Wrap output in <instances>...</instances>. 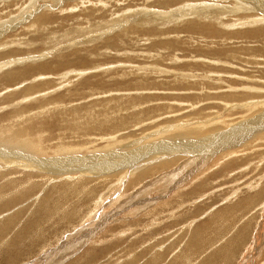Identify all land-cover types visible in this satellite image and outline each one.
Instances as JSON below:
<instances>
[{
    "label": "rangeland",
    "instance_id": "374dc122",
    "mask_svg": "<svg viewBox=\"0 0 264 264\" xmlns=\"http://www.w3.org/2000/svg\"><path fill=\"white\" fill-rule=\"evenodd\" d=\"M249 1L248 12L229 9L240 0H0V229L11 227L9 239L24 227L14 244L0 238V264H43L58 248L53 236L106 218L91 238L108 249L77 242L45 264H69L73 255L60 262L55 252L73 249L92 253L79 264H159V255L165 264H264V237H254L264 230V34L244 43L201 32L211 26L185 29L264 27V0ZM110 149L113 171L85 178ZM167 160L175 165L165 169ZM59 209L76 215L67 221Z\"/></svg>",
    "mask_w": 264,
    "mask_h": 264
},
{
    "label": "bare ground",
    "instance_id": "6f19581e",
    "mask_svg": "<svg viewBox=\"0 0 264 264\" xmlns=\"http://www.w3.org/2000/svg\"><path fill=\"white\" fill-rule=\"evenodd\" d=\"M31 1V0H30ZM52 1H56V0H52ZM58 1V0H57ZM64 1V0H63ZM240 2H241V4L238 6H232V7H227V8H229L230 10H243V9H245V10H247L248 12L249 11H251V10H254V8L253 9H251L250 7H247L246 8V6H247V4H250L252 1H249V0H240ZM55 3V2H54ZM160 4H164V3H162V2H159ZM234 4V3H233ZM201 6H202V4H200ZM200 5H198V6H200ZM14 6V5H13ZM5 7V6H4ZM194 7H196V6H194ZM193 7V8H194ZM202 7H204V6H202ZM218 7H220V6H218ZM221 7H223V6H221ZM74 8V7H73ZM192 7H191V5H190V7H189V9H191ZM196 8H198V7H196ZM195 8V9H196ZM223 8H225V6L223 7ZM8 9H10V8H8ZM201 8H199V10H200ZM204 9V8H203ZM209 9V8H208ZM197 10V9H196ZM202 10V9H201ZM212 10V9H211ZM32 11H34V9H32ZM71 11V10H70ZM180 12H177L176 14H170V16H173V17H175V18H177L176 16H178V18H179V16H181L182 14H183V9L182 10H179ZM182 11V12H181ZM188 11H191V10H188ZM209 11V10H208ZM207 11V12H208ZM214 11H216V12H218L217 10H214ZM29 12V10L27 11V12H25V13H23V11H22V13H19V16L18 17H24L25 19L27 18V17H29V15H30V12ZM199 12V11H198ZM226 12H228V9H227V11ZM32 13V12H31ZM194 13V12H193ZM192 13V14H193ZM215 13V12H214ZM218 13H220V12H218ZM225 13V12H224ZM161 15V14H160ZM187 15V14H186ZM211 15V14H210ZM40 16H42V15H40L39 13H38V15L36 16V17H34V19H38ZM231 16H232V14H231ZM48 17V16H47ZM195 17H197V16H195ZM217 17V16H216ZM240 17V16H239ZM243 17L244 16H242L240 19H237V20H239V21H241L240 23H241V26H243V25H252V23H249V22H251L250 20L248 21V19H247V17H245L244 18V20H243ZM20 18V19H21ZM45 18V17H44ZM203 18V17H202ZM17 19H19V18H17ZM41 19V18H40ZM48 19V18H47ZM46 19V20H47ZM258 20H259V22H261L262 20H264V18H257ZM42 20V19H41ZM45 20V21H46ZM40 21V20H39ZM44 21V20H43ZM213 21H215V20H213ZM221 21V20H220ZM255 21V20H254ZM256 22V21H255ZM254 23V22H253ZM262 23V22H261ZM219 25H220V23H219ZM235 25V24H234ZM198 26H203V27H206V26H211V29H206V28H201V32L202 33H204V31L205 30H207L206 31V33L205 34H209V35H216V34H219V36L220 37H225L226 39H232V38H237V37H240V40L243 42V39H246L245 41H244V43L245 42H248V40H251V39H254V38H257L258 36H260V35H262V34H264V27H260V28H254L253 29V27L252 28H248V30H241V31H236V32H231V33H226L225 31H224V33H223V35L224 36H221V32L219 31V32H215V31H218V30H215V27H212V25H209V24H205V25H199V24H196V23H194V22H192V23H188L186 26H185V29L186 30H191V29H193V27H198ZM33 27V26H32ZM4 30V29H3ZM193 31V30H192ZM199 35V34H198ZM227 35V36H226ZM38 37V36H37ZM37 37H35L36 39H37ZM39 37H40V35H39ZM34 39V38H33ZM238 39V38H237ZM35 41V40H34ZM232 41H233V39H232ZM235 42V41H234ZM43 43V42H42ZM243 44V43H242ZM235 54V53H234ZM239 58V57H238ZM22 59V58H21ZM230 59H232V58H230ZM230 59H228V62L225 60V62L226 63H230L229 62V60ZM14 60V59H13ZM13 60L11 61L12 63H13ZM16 61H19L20 60V58H19V60H17V59H15ZM23 60V59H22ZM238 60V59H237ZM15 63V62H14ZM28 63V62H27ZM222 63V62H221ZM209 66V65H208ZM212 67V66H211ZM26 68V67H25ZM27 68H28V66H27ZM44 70V69H43ZM30 73V72H29ZM44 73V72H43ZM13 75V74H12ZM27 76V75H26ZM43 76V75H42ZM26 78V77H25ZM28 78H29V76H28ZM186 78H187V76H186ZM11 80V79H10ZM226 80V79H225ZM179 81V80H178ZM227 81V80H226ZM196 82V81H195ZM198 83V82H197ZM9 84V83H8ZM182 85H183V88H186V87H188V85L187 84H185V83H182ZM178 88H180V87H178ZM45 89V88H44ZM25 92V91H24ZM41 92V91H40ZM30 93H31V91H30ZM33 94V93H32ZM230 96H232L231 94H229ZM225 96H228V95H225ZM32 97V96H31ZM227 99V98H226ZM15 105V104H14ZM248 107V106H247ZM12 114V113H11ZM16 115V114H15ZM17 117V116H16ZM183 126V125H182ZM180 128V127H179ZM46 129V128H45ZM236 129V128H235ZM175 130V129H174ZM234 130V129H233ZM232 130V131H233ZM162 131V130H161ZM166 131V130H165ZM170 131V130H169ZM232 131L231 130H229V134H232ZM235 131V130H234ZM165 134V133H164ZM221 135V136H220ZM220 135H218L215 139L213 138V140H209V139H206V140H204V141H210V142H208V143H213V147H211V149L212 150H210L209 151V153L210 152H214V150H213V148L214 147H216L217 148V146L218 147H220V145H222V144H224V142H222V141H219V137L220 138H228L227 137V132L226 133H224V134H220ZM179 141H182V140H179ZM178 141V142H179ZM187 142V141H186ZM202 143V142H201ZM201 143H198V142H196V143H188V144H180L183 148H186V149H188L187 147H184V146H188V145H190L191 147H193V144H195L196 146L198 145V144H201ZM203 144V143H202ZM201 144V145H202ZM167 145H169V144H165L163 147L164 148H162V149H165V150H170V146H171V143H170V145L169 146H167ZM173 146V145H172ZM171 146V147H172ZM207 148H208V146H207ZM210 148V147H209ZM221 148V147H220ZM172 149H175V146H173L172 148H171V151H173ZM206 149V148H205ZM215 149V148H214ZM29 150V149H28ZM111 150V152H105V154H103L102 156H100V157H98L97 159H96V161L98 162V163H100V164H102V165H99L98 167H93L92 169H90L91 171L89 172V174H86V177L85 178H87V175H94V176H96V175H98V174H100V173H102V172H105V173H108L107 171H105V170H112L113 169V167H115L116 166V164L118 163V159H117V157H118V154L116 153V152H113V150L112 149H110ZM189 150H191V149H189ZM194 150H196V148L194 149ZM204 150V149H203ZM133 151V150H132ZM207 151V150H206ZM3 152V154L2 153H0V156H2V155H5L4 157H6V154L7 153H5L4 151H2ZM208 153V152H207ZM163 156V155H162ZM167 156V155H166ZM210 156H211V154H210ZM127 158H128V156H127ZM154 158V157H153ZM161 158V157H160ZM163 158V157H162ZM165 158V157H164ZM69 160H70V158H68ZM129 159V158H128ZM159 159V158H158ZM157 159V160H158ZM154 160V159H153ZM160 160V159H159ZM158 160V161H159ZM163 160V159H162ZM177 160H179V159H177ZM182 160V159H181ZM44 161V163L45 164H47L48 165V162H49V160H43ZM56 160H52V162L51 163H49V165H51L52 167H56L57 166V163H54ZM168 162L166 163V162H162L164 165H161L162 167H171V166H174L175 164H172V162L170 161V160H167ZM173 161V160H172ZM9 162V161H8ZM156 162V161H155ZM107 163H110V164H113V165H109V164H107ZM130 163V162H129ZM161 163V164H162ZM170 163V164H169ZM175 163V162H174ZM28 164V163H27ZM27 164H24V165H27ZM131 164V163H130ZM187 164V163H186ZM185 164V165H186ZM190 165V164H189ZM122 166V165H121ZM125 166V165H124ZM124 166H122V167H124ZM128 166H129V164H128ZM26 167V166H25ZM29 166H27V168H28ZM130 167V166H129ZM159 167V166H158ZM179 167V166H178ZM191 167V166H190ZM29 168H31V167H29ZM118 168H120V167H118ZM163 168V169H164ZM72 168H68V169H66V170H64L63 172L64 173H68V172H73V170H71ZM166 169V168H165ZM175 169H177V168H174V169H170L169 171H167V170H165V171H167L166 173H159L160 175L159 176H164V175H167V174H169V176H171L170 175V173H172ZM115 170V169H114ZM184 170V169H183ZM113 171V170H112ZM154 171V170H153ZM186 171V170H185ZM116 173H117V171H116ZM151 173V172H150ZM177 173V175H178V173H179V175H180V172H179V170H178V172H176ZM175 174V173H174ZM109 175V174H108ZM118 175V174H117ZM158 176V177H159ZM174 176V175H173ZM139 177H141V176H139ZM142 177H144L143 175H142ZM157 177V178H158ZM70 177L68 176V179H69ZM100 178H101V176H100ZM125 178V177H124ZM136 178V177H135ZM157 178L156 179H154V180H151V179H148V180H145V181H148V183H145L144 184V182L145 181H143V182H141V183H138V184H141V185H149V183H153L154 181H156L157 180ZM169 178V177H168ZM173 178V177H172ZM72 179H75V178H72ZM141 179V178H140ZM160 179V178H159ZM163 179V178H162ZM80 180V179H79ZM82 180H84L85 181V179H82ZM170 180V179H169ZM104 181H106V180H104ZM137 181V180H136ZM174 181V180H173ZM86 182V181H85ZM87 182H89V181H87ZM173 185V184H172ZM142 186V187H143ZM138 187V186H137ZM164 187V186H163ZM175 188V187H174ZM141 189V188H140ZM84 190V189H83ZM82 190V192L81 191H79V194H80V196L81 195H83V193H85V191L86 190H84L83 191ZM90 190V189H89ZM165 190V189H164ZM172 190V189H171ZM1 191V190H0ZM6 191V190H5ZM87 191H88V188H87ZM116 191V190H115ZM158 191V190H157ZM74 192H76V191H74ZM78 192V191H77ZM150 192V191H149ZM4 193V192H3ZM166 193V192H165ZM92 194V193H91ZM90 193H89V195H91ZM8 196V194H2L1 192H0V197H5V196ZM16 195L19 197V195H20V192H18V193H16ZM73 195V194H72ZM74 195H75V193H74ZM53 196V195H52ZM67 196V195H66ZM79 196V195H78ZM84 196V195H83ZM14 197H16V196H14ZM23 197H24V195L21 193V197L19 198V202L23 199ZM67 197H69V195L67 196ZM82 197V196H81ZM86 197H89L88 196V194L86 195ZM48 198H50V197H48ZM64 198V197H63ZM148 198V197H147ZM13 199V198H12ZM11 199V200H12ZM73 199V198H72ZM128 199V198H127ZM14 200V199H13ZM69 200V205L70 204H73V205H75L76 203H74L72 200H70V198L68 199ZM79 200V199H78ZM94 201L93 202H95V199H93ZM100 200V199H99ZM99 200L97 201V202H95L94 204H96L97 206H99ZM132 200V199H131ZM156 200V199H155ZM7 201H10V199L9 200H6L5 202H7ZM17 201V200H16ZM64 201V200H63ZM72 201V202H71ZM83 201V200H82ZM133 201V200H132ZM163 201V200H162ZM2 202V201H1ZM4 202V203H5ZM10 202H12L13 203V201H10ZM68 202V201H67ZM78 202V201H77ZM128 202H130V201H128ZM140 202H144L143 200H141ZM9 203V202H8ZM64 203H65V201H64ZM133 203V202H132ZM3 204V203H2ZM2 204L0 205V208L1 207H3L2 206ZM46 204V203H45ZM94 204L92 205V206H94ZM138 204V203H137ZM148 204V203H147ZM153 204V203H152ZM164 204V203H163ZM9 205V204H8ZM47 205V204H46ZM129 205H130V203H129ZM142 205V204H141ZM150 205V204H149ZM148 205V206H149ZM162 205V204H161ZM5 206H7V204H5ZM11 206V205H10ZM10 206H7V208L8 207H10ZM44 206V205H43ZM122 206V205H121ZM147 206V207H148ZM75 207V206H74ZM94 207H96V206H94ZM102 207V206H101ZM100 207V208H101ZM41 208L42 207H40L39 208V211H41ZM68 208V207H67ZM66 208V209H67ZM92 208V210H91V212H89V214L88 215H90L91 217H93V216H95L94 215V210L95 209H93V207H91ZM52 209H54V211H58V209H56V207H54V206H52ZM69 209V208H68ZM135 209V208H134ZM2 210V209H1ZM0 210V211H1ZM60 210V215L63 217V218H65V219H67V221H70V220H72L71 218H72V216L73 215H76V213L74 212H72V210H70L69 212H63V210L62 209H59ZM96 210H98V209H96ZM95 210V211H96ZM100 210V209H99ZM98 210V211H99ZM25 211H28L27 209L25 210ZM64 211H66L65 209H64ZM78 211V210H77ZM76 211V212H77ZM131 211V210H130ZM129 211V212H130ZM137 211V210H136ZM148 211H151V210H148ZM163 211V210H162ZM81 212V211H80ZM139 212V211H138ZM51 213V212H50ZM96 213H97V211H96ZM133 213V212H132ZM78 214V213H77ZM102 214V213H101ZM18 214H16L15 216H17ZM52 215V214H51ZM113 215V214H112ZM112 215H111V217H112ZM102 216V215H101ZM147 216V215H146ZM54 217V216H53ZM58 217V216H57ZM56 217V218H57ZM99 217V216H98ZM107 217V216H106ZM109 217V216H108ZM110 217V218H111ZM139 217V216H138ZM60 218V217H59ZM59 218H57V219H59ZM52 219V218H51ZM128 219V218H127ZM170 219V218H169ZM7 221H6V223H5V225H7V226H9L11 223L13 224L14 223V221H13V218L12 217H8L7 219H6ZM81 221H82V219H81ZM163 221V220H162ZM101 223H99V222H96L97 224L99 223L101 226L103 225V224H105L106 222H107V218L106 219H104L103 221L101 220L100 221ZM138 222V221H137ZM87 223V222H86ZM86 223H84V225L86 224ZM204 223V222H203ZM55 224H57V223H55ZM62 224V223H61ZM68 224H70V223H68ZM98 224V228H100L101 229V227H100V225ZM263 224V223H262ZM130 225V224H129ZM258 225V224H257ZM55 226V225H54ZM53 226V227H54ZM76 225L74 224V223H71V225H69V226H67L66 227V229L65 230H69L70 229V232H69V234L68 233H66V234H68V235H65V237H63V238H59L58 236H56L55 235V232H53V234L55 235V236H53L54 238H56V240H55V242H57L58 240H59V242L57 243V249H63L64 247H71L72 246V244H76L77 242H79V243H81V245H82V242L83 243H86V244H90V247L89 248H99L98 249V251H101V250H104V249H108L107 247H106V244H101L100 243V241L97 239H92L91 237H92V234H94V232H96L97 231V229L96 228H89L88 230H86L85 232H82V231H80V233H75L76 234V236L75 237H73V238H71V235L70 234H72L71 233V228L72 227H75ZM90 226V225H89ZM53 227H52V229H51V231L52 230H54L53 229ZM59 227H61V226H59ZM59 227H57V228H59ZM62 227H64V224H63V226ZM84 227V226H83ZM83 227H81L80 226V228H81V230H83L84 231V228ZM87 227V226H86ZM138 227V226H137ZM201 227V226H200ZM79 228V227H78ZM146 228V227H145ZM207 228V227H206ZM258 229H257V232L254 234V237L257 235V234H259L260 236H259V239H261V240H263V237H264V230H263V226H259V227H257ZM10 229H11V227L9 228V230L7 229V227L5 226V227H3V228H1L0 229V238H1V241L2 240H5L6 239V237L8 236V234H9V232H10ZM99 229V230H100ZM150 229V228H149ZM23 230H24V227L23 228H21V229H19L18 230V232L16 233V235L14 236V237H12V238H9V239H6V242L5 243H8V245H10V244H14L15 242H16V239H15V237L17 236V235H22L23 234ZM179 230V229H178ZM76 230H74V232H75ZM132 231V230H131ZM252 231V230H251ZM65 232V231H64ZM68 232V231H67ZM76 232H78V231H76ZM43 233V232H42ZM41 234V233H40ZM102 234V233H101ZM212 235V234H211ZM44 236V235H43ZM43 236H42V240H44V238H43ZM47 236V235H46ZM51 236V235H50ZM94 236V235H93ZM138 236V235H137ZM209 236V235H208ZM156 237V236H155ZM17 238V237H16ZM46 238V237H45ZM48 238V237H47ZM70 238V239H69ZM100 238V237H99ZM193 238H194V236H193ZM250 239H251V237H249ZM189 239V238H188ZM195 239H197V238H195ZM195 239H190V243L192 244V246H194V244L195 243H197V240L195 241ZM47 240V239H46ZM51 240V239H50ZM72 240H74L73 242H72ZM101 240V239H100ZM206 240V239H205ZM239 240V239H238ZM248 240V239H247ZM0 241V242H1ZM45 241V240H44ZM53 241H54V239H53ZM90 242V243H89ZM104 242V241H103ZM187 242V241H186ZM199 242V241H198ZM239 242V241H238ZM78 243V244H79ZM106 243V242H105ZM136 243V242H135ZM214 243V242H213ZM230 243V242H229ZM228 243V244H229ZM7 245V244H6ZM108 245V244H107ZM189 245V244H188ZM202 245V244H201ZM253 245V244H252ZM258 245V244H257ZM256 245V246H257ZM264 245V241H263V244L261 245V246H263ZM77 247H79L78 245H76ZM76 246H74L73 245V247H76ZM85 246V245H84ZM229 246V245H228ZM251 246V245H250ZM81 247V246H80ZM80 247L78 248V249H80ZM109 247V246H108ZM113 247V246H112ZM160 247H161V245H160ZM187 247V246H186ZM118 248V247H117ZM200 248H201V246H200ZM248 248H249V246L247 247V250H248ZM252 248V247H251ZM57 249H55V248H53L52 247V249H50L49 250V252H47V253H43L44 254V256H43V254H41L42 255V257H40V259L42 260L43 259V264H45L46 263V261L47 260H49V259H51V257L52 256H54V251L53 250H57ZM112 248H110V250H111ZM189 249V248H188ZM253 249V248H252ZM64 250H66L65 248H64ZM63 250V251H64ZM69 250H71V249H69ZM81 250H82V248H81ZM250 250V249H249ZM59 251V250H58ZM61 251V250H60ZM66 251H68V250H66ZM79 251V250H78ZM90 253H91V251L90 250H88ZM88 251H85L84 252V254L87 252L88 253ZM151 251V250H150ZM162 251V250H161ZM3 252V251H2ZM74 249L70 252V253H67V252H65L64 254H63V259H62V256H61V252L60 253H58V252H55V254H56V256H58V258L56 259L57 261H60V262H62L63 260H65L66 258H68V257H70V256H72L73 255V257H70L71 258V260H70V262H69V264H72V263H81V262H83V263H85V261H86V259L87 258H89V257H87L86 258V256H84V254H83V252L80 254V255H78V256H76L75 257V254H74ZM81 252V251H80ZM93 252H96V251H93ZM170 252V251H169ZM187 252V251H186ZM252 252V251H251ZM254 252V251H253ZM223 253V252H222ZM247 253H248V251H247ZM5 254H7V253H3V259H5V260H7V258L5 257ZM92 254V253H91ZM94 254V253H93ZM102 254V253H101ZM104 254V253H103ZM102 254V255H103ZM157 254V253H156ZM156 254L154 255V254H152V255H154V256H156ZM159 254V253H158ZM158 254H157V256H158ZM214 254V253H213ZM256 254V253H255ZM151 255V254H150ZM211 255H212V253H211ZM248 255H250V256H252L253 257V255H254V253H252V254H248ZM55 256V257H56ZM99 256H101V255H99ZM213 256V255H212ZM211 256V257H212ZM194 257V256H193ZM251 257V258H252ZM99 258V257H98ZM221 258V257H220ZM234 258V257H233ZM69 259V258H68ZM67 259V260H68ZM82 259V260H81ZM162 256H160L159 255V257H156V258H154V261H157V262H159V264H165V261L163 262L162 261ZM167 259V258H166ZM230 259V258H229ZM52 260V259H51ZM54 260V259H53ZM81 260V262H79ZM118 260V259H117ZM225 260V259H224ZM243 260H244V258H243ZM137 260H135L134 259V262H136ZM226 261H228V260H226ZM225 261V262H226ZM7 262H10V261H7ZM153 262V260H150V261H148V262H146L145 264H150V263H152ZM191 262L192 261H187V264H191ZM206 262V261H205ZM205 262L204 263H202V264H205ZM214 262H216V261H213L212 262V264H214ZM133 263V262H132ZM217 263V262H216ZM240 263V262H239ZM9 264V263H8ZM23 264H30L29 262L28 263H26V262H23ZM51 264V263H50ZM56 264V263H55ZM88 264H90V263H88ZM167 264V263H166ZM240 264H244V262L242 261V263H240ZM245 264H248V263H246V261H245Z\"/></svg>",
    "mask_w": 264,
    "mask_h": 264
}]
</instances>
